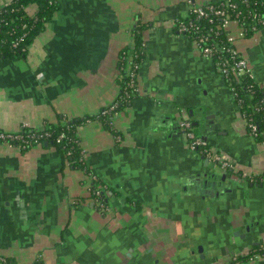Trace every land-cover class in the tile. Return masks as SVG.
I'll return each mask as SVG.
<instances>
[{
	"label": "crops",
	"instance_id": "crops-1",
	"mask_svg": "<svg viewBox=\"0 0 264 264\" xmlns=\"http://www.w3.org/2000/svg\"><path fill=\"white\" fill-rule=\"evenodd\" d=\"M57 1L25 57L0 56V130L110 104L141 19L138 92L114 115L118 136L93 118L77 127L85 169L52 143L0 142V264H264L248 257L264 246V184L251 181L264 176V143L215 62L178 32L189 0ZM238 45L264 88V27ZM186 117L233 161L231 177L191 149ZM210 168L221 186L210 185ZM95 181L108 191L106 209L92 196Z\"/></svg>",
	"mask_w": 264,
	"mask_h": 264
},
{
	"label": "trees",
	"instance_id": "trees-1",
	"mask_svg": "<svg viewBox=\"0 0 264 264\" xmlns=\"http://www.w3.org/2000/svg\"><path fill=\"white\" fill-rule=\"evenodd\" d=\"M228 1L236 3L238 9L241 10L239 17L243 19L241 20L242 23L248 28L247 36L252 32V25L258 26L259 28L264 27V0H246V2H241V0ZM225 2L226 0H219L210 3L219 5ZM34 4L37 8L31 11L30 7ZM57 7V0H12L9 5H3L0 2V56L15 59L25 57L30 45L45 30L47 23L53 17ZM256 15L260 18L261 22L252 20V17ZM188 19L189 16L179 18L181 21H187ZM219 21V18H214L213 22H209L206 19L197 21L201 29L191 32V35L197 37L208 34L210 38L209 42L213 43L217 48L222 47V45L229 46L230 44L227 43V32L222 29H217ZM144 30V23H141V19H137V23L133 29V46L121 52L120 55L121 73L118 82L119 90L116 98L110 104L90 116L74 119L61 118L58 122H47L39 128H21L17 133L29 138L35 135L39 143L47 142L57 145L74 166L85 169L83 153L79 146L80 139L77 135V127L93 118L100 121L105 128L118 136L119 133L115 129L113 122L114 112H120V110L130 106L138 92V87H134L133 83L137 84L138 67L143 56ZM216 31L217 33L214 35ZM218 54L228 59L231 58V54H228L226 51H219ZM229 79L237 89L239 99L241 98V100H236L239 109L247 116L254 118L258 125L263 126L264 104L261 100L264 98V88L259 86L254 77L248 74L241 76L239 80L231 76ZM113 106L114 108L111 109ZM255 106L260 107V110L256 111L254 109ZM0 132L2 131L0 130ZM62 134L64 136L61 141L57 142L58 137ZM257 139L264 142V135ZM14 143L16 145L19 144L18 141H14ZM35 144L33 142L31 145ZM96 182L92 186L93 189L99 187L96 185ZM99 190L102 192L100 198L104 199L105 203L108 204V191L103 187L99 188ZM259 248L257 247L255 249L258 250ZM3 262L5 263L6 259ZM34 264H43V262L37 260Z\"/></svg>",
	"mask_w": 264,
	"mask_h": 264
},
{
	"label": "built area",
	"instance_id": "built-area-1",
	"mask_svg": "<svg viewBox=\"0 0 264 264\" xmlns=\"http://www.w3.org/2000/svg\"><path fill=\"white\" fill-rule=\"evenodd\" d=\"M11 1L12 0H0L3 5H9ZM241 2H246V0H241ZM237 9L238 5L228 0H226L225 3H221L219 5H215L212 3H198L194 0H189V8L187 14V16H189V19L187 21H181L178 19V21L175 22L178 32L192 40L204 57L212 59L215 62L217 70L225 77L226 82L232 92L231 94H233V97L236 100L239 99V95L237 94V89L233 86L232 82L229 79L230 76L236 78L237 80H239L241 76L246 74L254 77L253 70L249 65L248 59L241 53L238 47V43L242 39L255 35L262 29L258 26L252 25V32L249 36H247L248 28L242 23L241 20L243 19L239 17L241 10L238 9L237 11ZM214 18L220 19L219 23L217 24V29H222L227 32V43L230 44L229 46L222 45V47L217 48L213 43L209 42L210 38L208 37V34L199 35L197 37L191 35V32L201 29V26L197 24V21L206 19L209 22H213ZM252 20L261 22L260 18L257 15L252 17ZM216 33L217 31L214 32V35ZM219 51H226L228 54H231V58L228 59L225 56L218 54ZM38 76L41 77L42 73H39ZM133 86L136 88L138 87L136 83H133ZM239 100H241V98ZM261 102L264 104V98L261 100ZM113 108L114 106L111 107V109ZM254 109L256 111H259L260 107L255 106ZM115 114L116 112H114V115ZM241 115L251 135H253L255 138L264 135V125H258L254 118L247 116L242 111ZM179 125L183 132L187 135L191 149L201 152L215 167L220 168L222 171L227 172L230 169L233 170L235 168V164L230 158H228L227 155L221 152H217L214 148L209 146V143H207L206 139L195 133L193 124L188 118L181 119ZM24 127L30 128L31 126L28 123H24L21 128ZM20 130L21 129H19V131ZM17 132L18 130L0 132V142L10 145H16L14 141H18L19 144H17L16 146H19L21 148L32 146L31 144L33 142H35L36 144L39 143L35 135H32L29 138ZM63 136L64 134L60 135L57 139V142H60ZM92 179L97 180V177L92 176ZM251 181L264 184V176L257 179L254 178ZM99 188H101V186H99L97 189H93L92 195L95 202L101 208L106 209L107 204L105 203L104 199L100 198L102 192L99 190ZM248 257L250 260L254 261L264 258V246L260 247L258 250H251L248 254ZM2 261H4V258L0 255V262Z\"/></svg>",
	"mask_w": 264,
	"mask_h": 264
},
{
	"label": "water",
	"instance_id": "water-1",
	"mask_svg": "<svg viewBox=\"0 0 264 264\" xmlns=\"http://www.w3.org/2000/svg\"><path fill=\"white\" fill-rule=\"evenodd\" d=\"M190 113L191 114H193V111H190ZM200 122H202V120H196L195 122H194V125H199V123ZM203 137V136H202ZM204 139H205V137H203ZM209 161V160H208ZM220 169V168H219ZM220 172H222L221 171V169L219 170ZM217 169H215V168H210L208 171H207V176H206V178H207V180L208 181H211V180H215V181H211V183H210V185L211 186H213V187H215V182L217 183V185H219V186H221L222 185V183L220 182H218L217 180V178H218V176L220 175V172H219ZM230 171H232V169H230L229 170V172H227L226 174H224L223 176H222V178H223V180H225L226 179V176L228 177H231V172ZM226 175V176H225ZM238 177L240 178V179H242V174L241 175H238ZM222 180V179H221ZM206 185H207V183H205Z\"/></svg>",
	"mask_w": 264,
	"mask_h": 264
},
{
	"label": "rangeland",
	"instance_id": "rangeland-1",
	"mask_svg": "<svg viewBox=\"0 0 264 264\" xmlns=\"http://www.w3.org/2000/svg\"><path fill=\"white\" fill-rule=\"evenodd\" d=\"M238 47H239V45H238ZM187 118V117H186ZM241 118H242V115H241ZM184 119V118H183ZM246 125V124H245ZM195 130V129H194Z\"/></svg>",
	"mask_w": 264,
	"mask_h": 264
},
{
	"label": "flooded vegetation",
	"instance_id": "flooded-vegetation-1",
	"mask_svg": "<svg viewBox=\"0 0 264 264\" xmlns=\"http://www.w3.org/2000/svg\"><path fill=\"white\" fill-rule=\"evenodd\" d=\"M210 162V161H209Z\"/></svg>",
	"mask_w": 264,
	"mask_h": 264
}]
</instances>
